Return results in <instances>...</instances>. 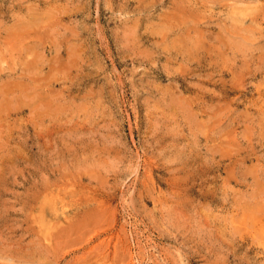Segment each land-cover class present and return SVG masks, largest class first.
<instances>
[{"label":"rangeland","instance_id":"374dc122","mask_svg":"<svg viewBox=\"0 0 264 264\" xmlns=\"http://www.w3.org/2000/svg\"><path fill=\"white\" fill-rule=\"evenodd\" d=\"M0 52V264H264V0H0Z\"/></svg>","mask_w":264,"mask_h":264},{"label":"bare ground","instance_id":"6f19581e","mask_svg":"<svg viewBox=\"0 0 264 264\" xmlns=\"http://www.w3.org/2000/svg\"><path fill=\"white\" fill-rule=\"evenodd\" d=\"M241 1H242V0H241ZM172 2H173V1H172ZM200 2H201V1H200ZM244 2H245V1H244ZM174 3H175V1H174ZM179 3H180V2H179ZM202 3H203V2H202ZM241 3H242V2H241ZM244 4H245V3H244ZM247 4H248V3H247ZM183 5H185V4L183 3ZM193 7H194V6H193ZM204 7H205V6H204ZM184 9H185V8H184ZM204 9H205V8H204ZM204 9H203V10H204ZM194 10H195V9H194ZM200 10H201V9H200ZM175 11H176V9H175ZM189 11H191V10H189ZM204 11H205V10H204ZM175 13H176V12H175ZM200 13H201V11H200ZM204 13H205V12H204ZM197 14H198V13H197ZM194 15H195V14H194ZM195 16H196V15H195ZM195 16H194V17H195ZM179 17H180V16H179ZM254 17H255V16H254ZM195 18H196V17H195ZM197 18H198V17H197ZM257 19H258V18H257ZM256 21H257V20H256ZM36 25H37V24H36ZM42 27H43V26H42ZM47 27H48V26H47ZM199 27H200V25H199ZM245 27H246V26H245ZM247 27H248V25H247ZM250 27H251V26H250ZM255 27H259V25H258V26L255 25ZM39 28H40V27H39ZM50 28H51V27L49 26V29H50ZM200 28H201V27H200ZM243 28H244V27H243ZM262 28H263V27H262ZM23 29H24V28H23ZM31 30H32V29H31ZM202 30H203V27H202ZM250 30H251V29H250ZM16 31H17V30H16ZM252 31H253V30H252ZM252 31H251V32H252ZM23 32H24V31H23ZM201 32H202V31H201ZM26 33H27V31H26ZM37 33H38V32H37ZM46 33H47V32H46ZM19 34H20V33H19ZM23 34H24V33H23ZM15 35H17V34H15ZM45 35H46V34H45ZM183 35H184V34H183ZM18 36H19V35H18ZM199 36H200V35H199ZM245 36H246V35H245ZM197 37H198V36H197ZM239 38H240V37H239ZM239 38H238V39H239ZM32 39H33V38H32ZM40 39H41V38H40ZM200 39H201V38H200ZM19 40H21V39H19ZM22 40H23V39H22ZM202 40H203V39H202ZM236 40H237V39H236ZM200 41H201V40H200ZM6 42H7V41H6ZM190 43H191V42H190ZM196 44H197V43H196ZM17 45H18V44H17ZM19 46H20V45H19ZM12 47H13V46H12ZM12 47H11V48H12ZM195 47H196V46H195ZM13 48H14V47H13ZM13 48H12V49H13ZM20 50H21V49H20ZM13 51H14V50H13ZM29 51H30V50H29ZM18 52H19V51H18ZM0 53H1V52H0ZM24 53H25V52H24ZM27 53H28V52H27ZM22 55H23V54H22ZM9 56H10V55H9ZM12 56H13V55H12ZM0 59H1V58H0ZM34 59H35V58H34ZM2 61H3V60H2ZM35 66H37V65H35ZM8 67H9V66H8ZM14 68H15V67H14ZM10 69H11V68H10ZM36 69H37V68H36ZM36 69H35V71H37ZM29 70H31V69H29ZM32 70H33V69H32ZM37 72H38V71H37ZM35 73H36V72H35ZM35 78H36V77H35ZM18 85H19V84H18ZM19 86H20V85H19ZM11 87H12V86H11ZM20 88H21V87H20ZM11 89H13V88H11ZM13 90H14V89H13ZM8 91H9V90H8ZM48 106H49V105H48ZM45 107H46V105H45ZM100 207H101V206H100ZM73 213H74V212H73ZM73 213H72V214H73ZM73 215H75V214H73ZM75 216H76V215H75ZM77 216H78V214H77ZM73 217H74V216H73ZM68 218H70V217H68ZM71 218H72V217H71ZM58 219H59V218H58ZM64 220H65V219H64ZM54 221H55V220H54ZM66 221H67V220H66ZM52 224H53V223H52ZM52 224H51V225H52ZM68 225H69V224H68ZM263 225H264V224H263ZM259 228H260V225H259ZM260 230H262V229H260ZM49 232H50V231H49ZM52 232H53V230H52ZM53 233H54V232H53ZM68 233H69V232H68ZM115 235H116V234H115ZM61 236H62V234H61ZM47 237H48V236H47ZM50 245H51V244H50ZM108 245H109V244H108ZM51 246H52V245H51ZM112 248H113V247H112ZM114 249H115V248H114ZM108 250H109V249H108ZM112 257H113V256H112ZM104 263H107V262H104Z\"/></svg>","mask_w":264,"mask_h":264}]
</instances>
